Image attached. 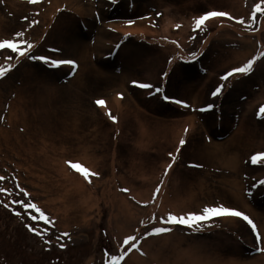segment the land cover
Instances as JSON below:
<instances>
[{"label":"rangeland","instance_id":"374dc122","mask_svg":"<svg viewBox=\"0 0 264 264\" xmlns=\"http://www.w3.org/2000/svg\"><path fill=\"white\" fill-rule=\"evenodd\" d=\"M257 3L261 0H0V39L24 31L23 39L35 45L31 55L76 65L50 67L0 50V66L15 65L0 79V136H6L0 138V176L7 178L0 188L8 190L0 193V264H105L106 251L119 255L127 250L121 247L125 237L142 238L154 227L171 231L140 239V250L121 264H189L187 256L206 263L264 264V252L258 251L264 244L257 245L241 218L218 217L198 228L160 223L169 213L222 204L243 212L264 235L259 183L264 160L250 159L264 153V114H259L264 57L248 75L220 79L264 53V14L249 20ZM212 10L246 23L213 18L193 31L194 18ZM32 21L38 23L30 26ZM192 53L197 59L186 62ZM222 83L221 94L213 97ZM19 92L32 133L9 121ZM165 95L190 107L166 101ZM98 99L106 107L97 106ZM208 105L214 107L198 110ZM181 139L186 143L177 153ZM169 153L176 161L165 176ZM69 162L98 175L89 182ZM63 163L83 178L84 187L65 179L59 171ZM233 192H240L246 207ZM10 200L37 207H4ZM40 212L53 223L31 219ZM26 225L47 229L46 234ZM65 232L69 236L58 239Z\"/></svg>","mask_w":264,"mask_h":264},{"label":"snow or ice","instance_id":"6c2138e0","mask_svg":"<svg viewBox=\"0 0 264 264\" xmlns=\"http://www.w3.org/2000/svg\"><path fill=\"white\" fill-rule=\"evenodd\" d=\"M29 3L31 4H37L40 2V0H28ZM264 0H261V3H257L254 5L253 11L251 13V16L249 17V20L252 22L256 21L257 13L259 14H264ZM162 14L157 12L156 16L160 17ZM213 18H227L228 20H235L236 23L238 24H245L246 21L244 18L236 19L232 15H230L227 12L224 11H207L200 16L194 18V27L193 31L197 30H203V26L206 24L207 21ZM25 20H27V17H24ZM141 19H144L143 17ZM35 23H38V21H32L30 26L34 25ZM129 26H131L134 21H127L126 22ZM155 26V25H153ZM176 28H180L181 25L177 24L175 25ZM24 35L25 32H17L13 35L11 39H0V50H10L12 53L16 55V59L19 60L20 58H28L32 60H37L41 61L50 67H59L61 65H71L73 68L76 67L75 62L72 60H54L51 59L50 57H45V56H35L31 55V50L35 47L34 44L27 42L24 40ZM194 39V37H193ZM173 44H177V47H179L178 43L176 41H171ZM119 47V45H117ZM55 51V50H53ZM261 57H264V53H260L259 56L253 57L252 59H249L246 63L239 67H235L228 72H226L223 76L220 77L221 81H228L230 78L235 77L238 74L242 75H248L251 73L253 70L254 64L256 63L257 60H259ZM7 59L11 60L12 57H7ZM197 59V54L192 53L186 62H191L195 61ZM171 63V61H170ZM15 67L14 64L9 63L7 66H0V79L5 78L8 73L11 72V70ZM167 75V73H165ZM133 86L139 87L141 89H153V85L149 83H140L137 81H132ZM225 87V84H220L218 85L215 90L211 93L213 97H216L221 94L223 88ZM155 93H162L163 89L162 88H155L154 89ZM118 98L123 99L122 94H117ZM163 99L166 101H170L172 103L181 105L182 107L188 108L190 105L187 103L181 101V100H176L173 98H170L168 96H163ZM97 106L99 107H106V102L103 99H98L95 101ZM213 105H208L206 108H201L198 109L199 111H205V110H210ZM259 114H264V106H261L259 108ZM108 116L110 119L113 120V122L116 121V117L113 116L110 112L108 113ZM0 119H3V117H0ZM188 129L185 128V133H187ZM186 141L184 139H181L179 142L180 147L177 148V153L180 152V149L185 145ZM169 158L172 161L167 165V167L164 169V175L167 176L169 171L172 169L174 162L176 161V156L173 155L172 153H169ZM251 163L257 164L260 161L264 160V153H257L254 154L251 158ZM70 163V162H69ZM190 167H202V165L198 164H190ZM70 167L73 168L77 173L83 176V178L89 182H91L90 177L97 176L98 173L90 171L87 167L82 166L79 163H70ZM7 178L4 176H0V182L6 180ZM260 184L264 185V180L259 181ZM161 184H163V181H161ZM19 187V185H17ZM8 190L4 188H0V193H6ZM122 192H128L129 190L126 188L120 189ZM161 191V186L158 185L153 193V200L156 199L158 194ZM20 192H23L25 196H28L29 194L22 188H20ZM11 204H20L24 209H36V205L33 203H24L23 201L19 200H10L9 203L4 204V207H9ZM19 215V213H16ZM218 217H238L243 219L244 221L247 222V224L251 227L252 232L255 234L256 237V243L257 245L264 244V235H262L257 228V225L243 212L236 210L234 208H229L225 205L219 204V205H213V206H204L200 212L198 213H186L182 215H174L172 213L167 214L166 217H161L160 218V223L162 224H168V225H186L190 228H198L201 224L204 222H207L209 220H212L214 218ZM31 219L33 221L40 219L43 220L45 224L51 225L53 222L51 221L50 217L46 216L43 212H40L39 217L36 215H32ZM153 219H155V216H153ZM143 223V222H141ZM26 227H29L30 231H33L34 233H37L41 236L46 234L47 229H45L43 232H41L39 229L32 228L31 226L26 225ZM171 229L168 227H154L152 231L145 232L144 237L142 238H137L135 235H129L124 238L121 247L126 248V251L121 252L119 255H111L107 251L105 252L106 260L105 264H121L122 261L125 260V258L133 251H139L140 250V239L147 238L148 236L152 235H160L163 233L170 232ZM68 233H62L61 237H58V239L62 237H68ZM45 243H51V241H45ZM60 247H64L63 244L60 245ZM258 251L264 252V247H258ZM143 254V253H141Z\"/></svg>","mask_w":264,"mask_h":264},{"label":"bare ground","instance_id":"6f19581e","mask_svg":"<svg viewBox=\"0 0 264 264\" xmlns=\"http://www.w3.org/2000/svg\"><path fill=\"white\" fill-rule=\"evenodd\" d=\"M138 27V26H137ZM135 27V29L138 30V28L140 27ZM104 30V29H103ZM105 30L107 31V29L105 28ZM102 31V30H101ZM101 31H100V28L97 29V32H99L101 34ZM122 33H125L126 31L125 30H121ZM103 32V31H102ZM132 32V31H130ZM100 36V35H99ZM98 40V39H97ZM101 41H98V43H100ZM60 59H66V57H62ZM64 67V66H63ZM17 98L19 99L18 101L16 102H13L12 103V106L15 110L19 111L20 114L22 115V118H19V116L15 113V110H14V113H10L9 115V121L10 123L12 124H16L17 122H19V124L21 123L22 125H24L26 128H29L30 130V133L31 132V122H28L26 119H25V116L28 114L25 112V106L22 104L23 101H22V98H21V93H17ZM195 99V98H194ZM20 101V102H19ZM37 115L39 113H36ZM36 117V116H35ZM23 123H27V124H23ZM41 127V126H40ZM42 129V127H41ZM4 133H6L4 131ZM0 135H2V133L0 132ZM0 138H2L4 141H5V138L6 136L3 135V136H0ZM232 162V161H231ZM93 167V166H92ZM59 171L61 172V174L64 175L65 179L71 183H74L75 185H77L78 187H84L85 186V182L83 181V178L78 175L77 173H74V172H70L64 165H62V167L60 166L59 167ZM239 183L238 182H234L233 183V187H239ZM234 193V196L236 197L235 199H237V201H239V203H241L243 206L246 207V204L244 203L243 199H242V196L240 195V192L239 193H236V192H233ZM187 254V252L183 253L182 255H185ZM187 262H189V264H235L236 261L234 260H230V261H226V262H221V261H216V262H213V263H206V262H201L199 261L197 258H193V259H190L188 256L186 258Z\"/></svg>","mask_w":264,"mask_h":264}]
</instances>
